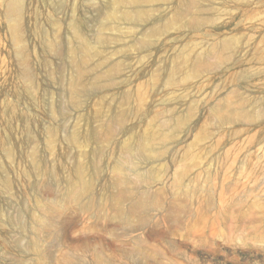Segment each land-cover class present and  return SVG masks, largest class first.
<instances>
[{
	"label": "rangeland",
	"instance_id": "obj_1",
	"mask_svg": "<svg viewBox=\"0 0 264 264\" xmlns=\"http://www.w3.org/2000/svg\"><path fill=\"white\" fill-rule=\"evenodd\" d=\"M2 1L0 126L7 110L29 112L36 141L25 140L22 119L14 120L15 139L4 128L0 135L39 164L28 173L18 158L6 176L0 228L10 246L0 264H95L91 255L75 257V246L96 250L103 264H264V0H146L156 32L125 20L134 13L120 0H77L87 24L79 33L55 0L59 22L47 20L45 36L52 50L25 81L39 94L38 113L10 91L15 57ZM199 7L209 21L194 25ZM237 37L229 55L213 50ZM232 93L236 117L219 122L214 106ZM130 133L169 135L171 144L157 160L139 144L118 152ZM86 161L91 187L80 208L81 186L69 181ZM58 163L57 179L41 175V166ZM135 202L145 207L133 210Z\"/></svg>",
	"mask_w": 264,
	"mask_h": 264
},
{
	"label": "bare ground",
	"instance_id": "obj_2",
	"mask_svg": "<svg viewBox=\"0 0 264 264\" xmlns=\"http://www.w3.org/2000/svg\"><path fill=\"white\" fill-rule=\"evenodd\" d=\"M55 0H3L1 2L4 13L11 20V25L9 27L10 39L14 48V57L15 59H10L13 75L10 78V81L14 84L11 85V94H13L18 100L27 102L30 106L31 110L37 112L41 109V101L39 99V94L32 91V89L26 86V78L29 77L30 69L32 65L40 64L43 65L42 61L45 55L52 50V45L45 40V36L49 35V28L46 24L47 20L51 22H59L55 18V10L53 6V2ZM120 3H127L131 6L133 16L124 15V19L130 20L133 19L138 25H147L150 27V32H156L155 26L153 24L150 25V19L146 17L145 14V3L146 0H120ZM61 4L66 5L69 10V18L72 19V23L70 26L72 30H76L78 33L82 32L86 29L87 24L84 22L81 14L82 9L78 5L77 0H59L58 5ZM194 5L193 1H190L185 5L188 10L190 7L192 8ZM197 14L199 18L194 21V25L203 24L209 21V10L205 7H199L197 10ZM8 18V19H9ZM45 19V20H44ZM68 25V24H67ZM77 34V33H75ZM155 34V33H152ZM242 38H234V39H225L219 41L214 44V51H217L222 54H230L236 48L237 45L241 44ZM140 44L142 47L150 46V41L146 38H141ZM48 62V61H47ZM199 63L198 58H194L190 61V65H196ZM43 79L42 81H47L48 76L46 71L42 72ZM34 75V74H33ZM174 72L171 71L168 77V83H171L173 80ZM30 79V78H29ZM40 79V78H39ZM28 80V79H27ZM28 84V83H27ZM125 95H122L124 98ZM239 100V96L236 93H232L222 99L219 103L214 106V114L217 120L220 122L224 119V117H230L233 119L236 117V112L238 111L235 107V104ZM6 121L7 123L4 126H0L1 128L6 129L9 135L15 139L16 138V126H14L15 119H22L24 121V130H25V140L27 143L33 145L36 141V133L32 131L28 125V120L30 118L29 112H24L21 115H15L11 113L9 110L5 111ZM156 118V117H155ZM155 120V119H154ZM222 122V121H221ZM155 123V122H153ZM170 125L169 123H165V126ZM128 126V125H127ZM123 127H126L123 126ZM127 129V128H126ZM2 132V131H1ZM78 132V131H77ZM83 134L84 132L81 131ZM130 132V131H128ZM161 132H164L162 130ZM1 134V133H0ZM79 136H75L76 139L81 136V133H77ZM45 135V134H44ZM130 136H133V133H130ZM10 139V137H9ZM169 135L158 134L155 138L146 136L143 140H140L139 137L131 138L130 143L121 144L120 147H117V151H129L134 149V146L137 144L141 145L144 150H155L154 159L157 160L161 156L164 155V149L166 150L171 141ZM0 143H2V148L0 149V160L3 156H5L6 160H4V165L2 169L0 168V197L6 198L9 196L11 183L6 177L8 172L17 165V162H20L18 158L25 161L28 165V173L36 170L39 162L37 159L31 155H24L22 152H16L17 150L12 149L11 146L6 145L5 141H2L0 135ZM20 145V144H19ZM33 149V148H32ZM140 153L143 154L142 149H139ZM8 161L11 165L8 164ZM90 162H78L76 164V172L73 175L72 179L69 183L73 185H80L81 192L75 197V203L82 208L86 204V198H88V194L90 192L91 183L88 179H86V171L88 170ZM114 168H120L119 163L115 162ZM1 166V165H0ZM41 175L47 176L50 174L53 178H58V176L63 173V164L58 163L57 166L50 168L48 166H41ZM120 176L118 177V181L121 187L124 186V175L123 172H119ZM73 192V191H72ZM104 200H107V196L104 195L102 197ZM145 205L141 202H135L133 204V210L144 208ZM115 219H120L123 216V210L119 207H115ZM10 244L7 241L6 234L3 229L0 228V251L4 248H8ZM11 247L9 250H12ZM75 249L74 256H78V258H82L81 255H91V260L95 264H103L104 256L98 253L94 249H79L80 247H73ZM16 263V261L14 262Z\"/></svg>",
	"mask_w": 264,
	"mask_h": 264
}]
</instances>
